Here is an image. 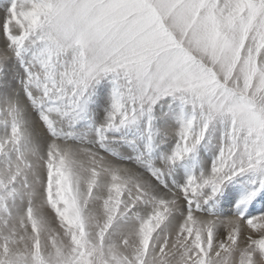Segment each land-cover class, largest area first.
I'll return each instance as SVG.
<instances>
[{"label": "snow or ice", "instance_id": "1", "mask_svg": "<svg viewBox=\"0 0 264 264\" xmlns=\"http://www.w3.org/2000/svg\"><path fill=\"white\" fill-rule=\"evenodd\" d=\"M0 264H264V0H0Z\"/></svg>", "mask_w": 264, "mask_h": 264}]
</instances>
